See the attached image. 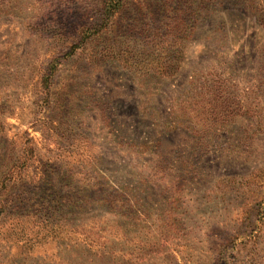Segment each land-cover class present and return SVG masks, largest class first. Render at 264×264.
Here are the masks:
<instances>
[{
	"label": "rangeland",
	"instance_id": "rangeland-1",
	"mask_svg": "<svg viewBox=\"0 0 264 264\" xmlns=\"http://www.w3.org/2000/svg\"><path fill=\"white\" fill-rule=\"evenodd\" d=\"M109 1L0 0V264H264V0Z\"/></svg>",
	"mask_w": 264,
	"mask_h": 264
},
{
	"label": "trees",
	"instance_id": "trees-1",
	"mask_svg": "<svg viewBox=\"0 0 264 264\" xmlns=\"http://www.w3.org/2000/svg\"><path fill=\"white\" fill-rule=\"evenodd\" d=\"M106 6V11L104 13V18H107L111 13L117 11L120 6L121 3L120 1H116V0H111L109 1V3L105 4ZM111 16V15H110ZM88 32V30H87ZM100 31H94L93 34H97ZM77 47V45H73L66 53L65 55H70L75 48ZM55 60V61H54ZM57 59H53V63L51 65V69H50V73L49 75L51 76L53 74V72L56 70V65H57ZM49 77V76H48ZM50 78H47L46 81H48ZM49 87H47L48 89ZM4 132V131H2ZM1 132V133H2ZM0 133V134H1ZM14 176L11 175V173L9 175H5L4 178L0 179V198H1V194L3 193V191H5L8 188V185L10 184V181L12 180ZM70 179V178H69ZM50 187L49 190H51V194H49V190L48 192H46L44 195H42V198H45L44 201V207H46V212H53V209H56L54 212L59 213L60 212V206L62 205H67L68 207L73 205L74 202V197H73V193L72 190H76L78 189V193L82 194L84 192L85 188L86 190L92 191L93 195L98 194L97 189H94V186L97 185V183L91 185L90 184V180L88 177H84L81 181L79 179H75L73 176H71L70 179V186H68V183L64 185V187L60 186L59 184L61 183L56 182L54 183V179L51 177L50 179ZM18 181H20V179H18ZM93 186V189L91 190ZM72 188V189H71ZM132 192V191H130ZM92 196V195H91ZM133 196V193L132 195ZM132 199H134V204H132ZM139 200L136 196H134V198H126L123 194V192H119L118 190H115L114 192H109L107 193L106 196H103L101 201L104 203L105 202L107 204V206L109 208H116V209H127L128 207H137L139 205ZM63 201L66 202V204H63ZM1 203V201H0ZM134 214H137L136 211H133ZM146 214V213H145ZM16 215V214H14ZM47 227H50V229H52L51 227H55L57 226L60 231L59 233H63L64 230H66L67 228V224L66 223H46ZM25 236V235H24ZM117 236L120 235H114V234H107L105 232L104 228H96V227H91L90 229V234L89 236L85 237V239L81 240L80 242L77 243H84L86 244V246L89 247H104V249H107L110 247V244L113 243V237L117 238ZM118 239V238H117ZM119 239H122V237H120ZM32 238H28L27 242L32 241Z\"/></svg>",
	"mask_w": 264,
	"mask_h": 264
}]
</instances>
